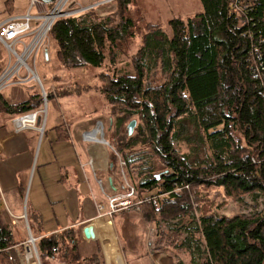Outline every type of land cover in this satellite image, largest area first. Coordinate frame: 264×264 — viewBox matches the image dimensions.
I'll list each match as a JSON object with an SVG mask.
<instances>
[{
  "label": "trees",
  "instance_id": "trees-1",
  "mask_svg": "<svg viewBox=\"0 0 264 264\" xmlns=\"http://www.w3.org/2000/svg\"><path fill=\"white\" fill-rule=\"evenodd\" d=\"M199 1L201 12L168 20L169 35L159 25L147 23L132 55V72L112 76L98 72L97 89L108 105L119 111L120 123L125 110L138 115L140 124L130 139L142 138L141 143L156 156L155 163L143 170L130 159V153L124 157L123 172L134 188L129 201L134 203L133 209L140 210L144 221L152 223L158 214L168 218L185 213L189 197L185 192L175 194V186L215 187L232 200H240L244 194L255 201L262 198V208L249 214H203L196 220L194 231L204 247L202 264H264V76L262 81L253 76L249 57L251 41L263 38L257 45L262 51L264 73V0H252V40L243 34L247 27L232 10L230 0ZM113 4L114 9L105 17L97 16L91 8L55 20L48 37L65 76L86 65H113L123 53L122 45L134 41L137 20L127 15L130 0H114ZM150 68L163 77L147 86L145 75ZM78 83L73 81L78 91L62 90L59 96H81L85 91L76 87ZM49 89H45L47 102L54 99ZM28 93L17 103H9L0 93V113L14 118L39 110L40 93L33 86ZM187 114L193 116L208 155L203 163L188 162L174 145L187 132L181 121ZM124 146L131 147V142ZM115 148L120 151L121 146ZM155 165L160 166L156 169ZM17 189L22 196L21 185ZM123 191L127 193L128 188ZM27 220L31 234L39 235L37 216L27 212ZM80 226L39 239L36 248L40 262L46 258L68 264H97V241L94 252L81 254V245L92 242L83 239ZM166 234L155 235L152 249H172ZM14 241L12 225L0 208V264H21L11 248ZM182 247L190 248L184 241L175 249ZM176 264L182 263L176 260Z\"/></svg>",
  "mask_w": 264,
  "mask_h": 264
},
{
  "label": "rangeland",
  "instance_id": "rangeland-1",
  "mask_svg": "<svg viewBox=\"0 0 264 264\" xmlns=\"http://www.w3.org/2000/svg\"><path fill=\"white\" fill-rule=\"evenodd\" d=\"M82 4L83 3L81 0H71L64 9V15H68L71 11L77 9L79 6H84ZM127 8V15L137 20L136 35L132 43L126 42L122 45L123 53L119 54L113 65L110 66L108 62L104 63V65L99 68H91L90 66L86 65L81 69L72 71L74 73H68L70 74L68 75L70 76L68 78V76H65V70L59 68L57 65L55 52L51 47L48 34L44 38L42 43L43 46H40L41 49L39 48L38 51L28 59L29 65L35 69L34 71L38 75L43 87L45 89L50 88L49 90L52 92L54 98L53 101L49 99L45 106L43 98L41 97L40 108H42V111L36 115L34 122L35 124L33 127L34 130L39 132V139L41 140L43 136L45 137V134H42V132L47 130L52 117L59 120L60 122H64L66 120L67 124L69 125L76 124L79 121H81V123L88 122L92 119L91 126H87L89 128H86V130H91V127L94 124L97 125L100 129V133L98 132L100 134V138H103L105 141H107V144H95L93 143L95 141H88L89 146L91 145L92 148H96L94 150H97L99 146H110L114 152L118 151L115 147L121 146L120 151L117 152L119 155L118 157L120 158L118 159L116 154L110 158L112 163L115 165L113 179L117 187L116 196L119 197L117 200L118 202L129 200L134 196V194L131 196H126V193L123 191V189L126 187L125 181H127L123 172V168L126 164L124 159L125 154L129 155L130 153V159L132 161H137L136 164L139 166V168H141V170L155 163L156 156L151 153L147 145L141 143L142 138L135 140V138L132 137L130 139V136L132 134L134 136L135 134V127L140 124L138 115L125 110L124 112H121L122 121L120 123L117 118V115L120 114L119 111L110 107L108 105L109 103H107V101L104 99L102 93L97 89L99 82L96 79V74L98 72L105 74L109 73V76H112V73L114 75H118L123 71L132 72V55L137 45L140 43V35L147 23L159 25L161 30L166 35H169L170 28L168 27V20L170 18H186L202 11V6L199 0H130V4H128ZM113 9L114 4L111 2L101 5L99 7V13H97L96 9H94V12L97 16L105 17ZM76 14L77 13L73 14V16ZM25 41H28V38H26ZM0 52L3 53V56L0 58V66H2V64L6 66L8 62V52L3 44H0ZM11 61H13V59ZM22 73L28 74L26 70H24ZM161 77L163 76L157 73L156 69L150 68L147 70L145 75V84L147 86L152 85ZM74 80L79 82V85L77 84L76 87L79 86L84 88L82 91L85 92L78 97L69 95L60 97L59 93L62 90H66V92L78 91L75 89V85L73 84ZM32 86L40 93L37 79H31L23 84H14L9 86L4 89L2 93L7 95L14 92L15 97L17 99H21L22 94L28 93V90H30ZM91 86L94 87V89ZM17 117L13 118V131L23 129V127H19L16 124L15 119ZM94 118L95 120H93ZM132 119L136 120V124L132 133L128 134L127 124ZM109 121H111L110 125H108ZM181 121L186 125L187 132L184 134L182 139L174 141L176 149L179 150V152L187 159V161L192 164L205 162L208 158V155L204 144L200 139V133L196 127L193 116L190 114L184 115L181 117ZM38 128H41V130ZM47 132L48 131H46V134ZM103 133L106 134L105 137L103 136ZM128 142H131V147L129 146V148H132L131 151H129V148L124 146V143ZM72 144H74V147L78 148V143L76 141H72ZM119 160L123 161L124 164H121ZM159 166L160 165H155V168L158 169ZM78 169L81 174V178L83 181H85V187H88L92 190V195L94 197L99 198L102 200V202H104L103 204H105L107 211L108 206L106 196L101 192V188L99 184H97V180H95V177L100 179L102 182L101 184L103 192H109L106 185L104 184L103 176L100 175L97 170H95L93 173V169L87 165L84 166V169H81V167ZM155 175L157 178H159L158 172H156ZM72 183L76 185L74 181H72ZM127 183L130 184L129 181H127ZM176 187L177 186H175V188ZM174 189L173 192H175V194L181 195L183 192H185V194L189 197V205L186 207L185 213L180 212L175 216L168 218L158 214L152 223L144 221L143 216L138 209L136 212H134L132 209L128 210L127 213H123V215L120 216L117 212L111 216L106 215L103 217L105 220H109L113 226L117 240V249L118 252L121 253L125 264H176V260H180L182 264H202L200 260L204 256V252L202 250L204 247L199 233L194 231L196 220L201 215L214 213L231 217L238 214H249L259 211L263 206L262 198H259L255 201L252 199L251 195L244 194L240 200L227 199L222 195L221 191H219L220 189L215 187H197L191 189L188 186L184 188L178 186L175 190ZM5 215L7 219L10 216L6 209ZM19 218L21 219L20 224H22L23 218ZM143 228L144 231H142ZM190 229L192 231L188 232ZM166 232L168 233L169 247L172 249L162 248L156 251L152 249L151 243L155 235H158V233L166 234ZM27 234L28 232L26 230L22 236V241L27 240ZM96 241L98 242V246L100 248V255L98 256L99 261L97 264H105L100 240L86 241L92 243L82 244L80 247L81 254H90L94 252V242ZM184 241L188 242L190 246L188 250L184 247L178 250L175 249V246H180ZM157 252L167 254L168 259L160 261L161 258H159ZM80 263L89 264L85 261H80ZM40 264L68 263L58 259L43 258L41 259Z\"/></svg>",
  "mask_w": 264,
  "mask_h": 264
},
{
  "label": "crops",
  "instance_id": "crops-1",
  "mask_svg": "<svg viewBox=\"0 0 264 264\" xmlns=\"http://www.w3.org/2000/svg\"><path fill=\"white\" fill-rule=\"evenodd\" d=\"M81 1L86 6L97 0ZM27 3L28 0H0V22L11 16L24 14ZM2 56L3 53L0 52V58ZM4 67L2 64L0 71ZM0 93L9 103L23 101L29 95L23 93L21 99H17L14 92L7 95ZM91 120L69 125L66 120L60 122L52 117L47 130L42 132L45 137L40 140L39 132L33 128L13 131V118L0 113V208L4 219L12 225L14 243L23 240L25 224L28 225V212L37 216V223L43 233L56 234L76 225L82 227L90 224L95 239L101 241L105 264H125L118 252L111 222L96 216L97 204L101 203L104 210L106 206L102 200L92 195L91 189L85 187L78 169L80 164L91 160L93 173L97 170L103 176L104 184L109 190L101 192L106 196L117 189L113 179L115 165L110 160L111 153L115 154L114 150L110 146H99L94 150L96 148L89 146V142L81 136L80 132L91 126ZM96 126L94 124L91 128L95 129ZM98 132L100 133L96 129L88 133L100 139ZM103 136L106 134L103 133ZM72 141L78 143V148L74 147ZM93 143L102 144L99 141ZM20 175L24 178L23 182ZM95 180L100 179L95 177ZM18 185L22 187V196L18 192ZM133 206L134 203L129 201L128 207L118 209L111 215L118 212L120 216L131 209L136 212L137 208L133 209ZM5 209L10 214L8 219L5 217ZM23 214L24 221L20 224L19 217ZM157 253L160 261L168 259L167 254Z\"/></svg>",
  "mask_w": 264,
  "mask_h": 264
},
{
  "label": "built area",
  "instance_id": "built-area-1",
  "mask_svg": "<svg viewBox=\"0 0 264 264\" xmlns=\"http://www.w3.org/2000/svg\"><path fill=\"white\" fill-rule=\"evenodd\" d=\"M70 1L71 0H51L49 2H45L43 0H28L24 14L11 16L0 22V43L5 46L8 52V62L6 66L0 71V92L14 84H23L28 80L37 79L41 97L43 98L44 105L46 106L47 99L45 88L39 80L38 75L34 71L35 69L29 65L28 59L38 51L56 19L87 11L93 7L97 10V13H99V7L101 5L111 3L114 0H97L91 5L79 6V8L71 11L68 15H64V9L70 3ZM230 6L232 10L241 17V22L247 27L243 34L252 40L253 32L249 28L250 24L251 26L254 24L253 17L249 16V12L252 10V0H230ZM26 38H28V41H25ZM261 42H263V38H259L256 42L251 41L249 57L252 63L253 76L262 81L264 76V73L261 70L263 69L261 67L262 62L260 63V60L262 59V51L257 45ZM12 59L13 61H11ZM24 70H26L28 74L22 73ZM40 111H42V108H39L37 111L21 115L15 119V122L18 124L21 119L26 118L24 126L27 125L33 128L36 115ZM29 117H32L31 120ZM38 129L41 130V128ZM89 131L90 130H84L81 132L82 138L86 141L90 140L85 139L83 135ZM98 141L102 144H107V141H105L103 138H100ZM115 154L119 159L120 157H118L119 155L117 152H115ZM120 163L124 164L123 161H120ZM85 165H88L93 169L91 160L86 162V164H80L81 169H83ZM97 182L101 188V191L103 192L100 180H97ZM125 185L128 188V192L125 195H133L134 188L128 184L127 181H125ZM183 187L187 186L184 185ZM116 193L117 189L111 195H106L108 206L107 211L104 210V206L101 203L97 204L96 216L102 218L106 215L111 216V214L118 209H124L129 206V200L118 202L117 200L119 197L116 196ZM21 217L24 218V214L21 215ZM25 228H27L26 230L28 232L27 240L13 243L11 248L15 250L21 264H40L36 242L43 237L51 235V233L41 232L39 235L33 236L31 233H29L27 225ZM55 251L56 248L54 247L52 252Z\"/></svg>",
  "mask_w": 264,
  "mask_h": 264
},
{
  "label": "water",
  "instance_id": "water-1",
  "mask_svg": "<svg viewBox=\"0 0 264 264\" xmlns=\"http://www.w3.org/2000/svg\"><path fill=\"white\" fill-rule=\"evenodd\" d=\"M43 1L49 2L51 0H43ZM135 124H136V120L135 119H132V120L129 121V123L127 124V133L128 134L132 133ZM20 177H21V180L23 182L24 181L23 176L20 175ZM28 231H29V227H28ZM29 233H30V231H29ZM81 234H82V236H83V238L85 240H88V241L89 240H96L94 232H93V228H92V226L90 224H86V225L81 227Z\"/></svg>",
  "mask_w": 264,
  "mask_h": 264
},
{
  "label": "bare ground",
  "instance_id": "bare-ground-1",
  "mask_svg": "<svg viewBox=\"0 0 264 264\" xmlns=\"http://www.w3.org/2000/svg\"><path fill=\"white\" fill-rule=\"evenodd\" d=\"M73 3H74V2H73ZM78 8H79V7H78ZM68 9H69V8H68ZM70 10H71V9H70ZM75 16H77V15H75ZM42 46H43V45H42ZM40 49H41V48H40ZM31 118H32V117H29L30 120H31ZM25 119H26V118L21 119V120L18 122L17 125H18L19 127H23V129L18 130V131H23V130H25V129L32 128V127L27 126V125L24 126V122L26 121ZM96 129L100 131V129H99L98 126H96L95 129H92L91 131H95ZM83 137H84L85 139H87V140H90V141H98V140H99L97 137H95V136L92 135L91 133H85V134L83 135Z\"/></svg>",
  "mask_w": 264,
  "mask_h": 264
}]
</instances>
